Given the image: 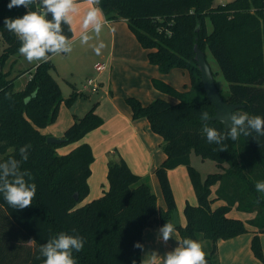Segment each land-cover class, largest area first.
Here are the masks:
<instances>
[{
    "label": "trees",
    "instance_id": "1",
    "mask_svg": "<svg viewBox=\"0 0 264 264\" xmlns=\"http://www.w3.org/2000/svg\"><path fill=\"white\" fill-rule=\"evenodd\" d=\"M214 1L100 0L99 6L107 19L127 21L139 42L150 50L151 63L163 69H188L193 82L203 90L195 46L206 55L209 50L229 83L227 92L219 88L224 100L240 104L236 112L264 116V0L216 5ZM9 3L0 0V162L20 160V147L30 145L21 171L30 174L29 183H35L37 191L32 206L23 210L11 208L0 194V264H43L40 246L61 232L84 238L83 250L73 253L76 264H141L142 250L134 244H142L144 228L174 224L177 205L169 170L179 165L188 167L198 198L196 205H185L186 222L176 226L181 242L187 238L198 241L207 264H220L218 241L252 231V226L251 247L262 257L259 232L264 231V193L255 185L264 181V137L253 134L255 138L227 139L223 142L226 151H220L222 145L209 143L202 132L201 112L210 117L215 114L207 97L178 103L159 97L147 105L136 97L127 98L134 117H146L151 129L164 138L166 157L155 169L164 208L151 183L134 173L122 157L108 164L109 189L80 205L90 192L95 160L92 147L82 143L65 154H59L57 148L81 140L101 126L103 119L91 109L65 130L62 142L47 141L49 135L42 129L55 123L63 102L71 105L79 94L64 97L51 59L35 65L24 87L15 89L16 77L7 78L4 68L8 59L19 53L21 41L4 27V19L42 9L37 3L9 10ZM46 18L51 19V14ZM61 28L69 41L71 25L62 23ZM155 84L165 92L179 94L163 81L155 80ZM207 123L226 135L221 121L209 119ZM193 152L214 160L222 170L203 178L192 164ZM216 200L224 203L214 207ZM234 207L255 215L247 220L230 216ZM203 240L209 241L208 251Z\"/></svg>",
    "mask_w": 264,
    "mask_h": 264
},
{
    "label": "crops",
    "instance_id": "2",
    "mask_svg": "<svg viewBox=\"0 0 264 264\" xmlns=\"http://www.w3.org/2000/svg\"><path fill=\"white\" fill-rule=\"evenodd\" d=\"M76 6L78 11L71 14L73 17L71 23L73 37L68 41L72 51L70 53L47 54V59L53 61L56 67L55 71L59 75H67L63 70L66 72L71 69L68 67V63L74 62L79 74L84 72L85 76H83L84 79L80 86H77L79 82H74L73 85L81 93L84 90L86 80L92 78L95 82L89 85L82 93L88 96V100L83 101L80 99L75 101L74 104L80 111H77L76 107L75 110L77 112H73L63 102L55 123L43 128L42 131L49 136L55 135L58 138H62L65 130L73 124L77 117H81L79 114L84 113L83 110L94 109L102 117L103 124L88 132L81 140L68 144L59 152V154H65L82 143L91 145L95 160L91 164L92 173L89 177L90 193L88 196H92L90 199L102 196L109 189L108 164L111 160H118L122 157L134 173L149 177L158 202L164 208L166 205L164 195L155 174V169L166 157L164 138L151 129L150 122L146 117H134L133 109L127 102V98L136 97L144 105H147L159 97L165 98L172 103H178L181 99L202 101L207 95L198 82H193L188 69L181 67L163 69L159 65L151 63L148 54L150 50L139 42L125 19L109 20L100 6L97 5L101 9L102 21L101 31L97 34L94 31V26H89L88 29L83 27V18L89 8L92 7L90 0H76ZM84 35L89 37L87 43H82ZM13 56L7 61L10 69L14 65L12 63ZM98 62L105 63V68L101 71L96 69V63ZM37 64L32 67L34 68ZM76 72L74 69L70 71L71 75ZM155 80L171 85L179 94H171L161 90L155 84ZM94 101L95 103H93ZM181 178H184L185 186L189 195L191 194L188 198H184L185 200L181 202L182 206H180L176 189V186L182 183ZM169 179L175 195L180 222L184 225L181 209H183L184 214L185 202L190 198L192 203H195L194 205L198 203V198L195 199L194 197L196 193H194L195 190L188 167L179 165L170 169ZM223 203L224 201L222 200H216L213 206ZM236 216L238 217L237 214ZM247 216L248 219L253 217L252 215ZM184 220L186 222L185 214ZM156 226L157 230L161 227L160 225ZM250 227L252 231L218 241V254L221 263H224L223 260H228V258L232 259L235 253L240 251V248H243V251L251 248L254 236L253 230L255 228ZM153 229L155 228L147 226L143 230L142 245L144 247L142 258L145 254H148L151 246L155 245L153 243ZM180 240L179 232L175 230L173 238L169 241H172L173 245L178 247ZM226 255H228V258H225ZM247 260L251 263L255 262L250 259ZM233 262H229V264ZM242 262L247 261L243 260Z\"/></svg>",
    "mask_w": 264,
    "mask_h": 264
},
{
    "label": "clouds",
    "instance_id": "3",
    "mask_svg": "<svg viewBox=\"0 0 264 264\" xmlns=\"http://www.w3.org/2000/svg\"><path fill=\"white\" fill-rule=\"evenodd\" d=\"M39 4V11H27L22 17L5 18L4 27L14 33L21 41L19 53L28 62H45L47 54L70 53L72 51L68 38L62 34V23L71 25L72 15L78 11L76 0H10L9 10L14 7L29 8L30 5ZM89 8L83 18V27L88 29L94 26V31L99 34L102 28L101 9L97 7L100 0H90ZM51 14V19L46 16ZM89 37L84 35L82 43H87ZM201 121L204 122L202 132L209 143L222 145L220 151H226L223 142L227 139L238 140L245 137H264V116L249 115L246 112L233 111L229 113L230 126H226L227 133L222 135L216 128L210 127L207 121L210 119L208 112H201ZM31 146L24 145L19 149L20 160L10 158L0 162V194L7 204L18 210L32 206L36 196L35 183H29L31 176L28 172L21 171V162L28 160V150ZM29 179L26 180L25 177ZM258 192L264 193V181H258L255 185ZM176 226L166 222L159 229L160 237L164 242L173 238ZM84 238L79 235H70L61 232L50 237L46 243L40 246V256L43 264H76L74 252H80L84 247ZM135 248L143 250L139 242ZM206 253L202 245L191 238L184 239L173 251L167 252L161 257L157 252L150 253L147 264H207Z\"/></svg>",
    "mask_w": 264,
    "mask_h": 264
},
{
    "label": "rangeland",
    "instance_id": "4",
    "mask_svg": "<svg viewBox=\"0 0 264 264\" xmlns=\"http://www.w3.org/2000/svg\"><path fill=\"white\" fill-rule=\"evenodd\" d=\"M231 1H233V0H215L214 2H215V5H216V4L227 3V2H231ZM1 44H2V47H3V43H1ZM207 59H208L210 65H211V68H212L213 72L215 73V79H216V82H217L218 87L220 89H222L224 92H227L229 90V83L227 82V80L223 76L222 72L220 71V69L218 67V64H217L216 60L214 59L212 53L209 50H207ZM39 62L40 61H36V62H31L30 63L20 53H17V54H15L13 56V58H12V63L14 64L12 66L13 68L10 69L9 62H8L6 64L4 70H6L5 72L8 71L7 72L8 73L7 78L10 79V78L16 77L15 89L19 90V89H21L25 85V82H27V80L30 78L29 75H30L31 70L34 69L32 66L34 64H36V63H39ZM68 67H70L71 69H74L77 72L75 74H72L71 75V73H70L71 69H68L66 72H65V70H63V72L66 73L67 75H65V74L59 75L56 71H53V74H54L55 78L61 84V88H62V92H63L64 97L65 98H68L72 92H77L80 96L76 100H80V99L83 100V101L88 100L89 99L88 96H86V94H82L84 92V90L87 89V88H85V86H84V90H82L83 91L82 93L78 90V88L73 87L74 82H76V83L79 82L77 86H80L81 85L82 80L85 77L84 76V72H81L79 74L78 69L75 68V66H74V62H72L71 64L68 63ZM87 81L88 80H86V83L85 84H87ZM70 82H72V83H70ZM205 94H206V92H205ZM74 103L71 104V105H68L69 109L71 108V110L73 112L80 111V109ZM93 103H95V101ZM76 107H77V111L75 110ZM88 110L87 109L85 111L83 110L84 113L79 114V115L80 116H83L84 114H86V112ZM53 136H55V135H53ZM55 137H57V136H55ZM66 146H68V144L59 146L57 148V152L58 153L61 152V149L64 148V147H66ZM1 157H2V155L0 154V158ZM192 164L201 172V175L203 176V178H205L209 173L219 172V171L222 170L217 165V163L214 160H211V159H202L201 156H198L194 152L192 153ZM143 178L147 182H149V183L151 182L148 176H143ZM181 181H182L181 185H177L176 186V189H177V192H178V195L177 196H178V200H179L180 206H182L181 202H183L186 198H188L191 195V194L189 195V192H188V190H187V188L185 186L186 183H184L185 182L184 181V178H181ZM89 186H90V183H89ZM194 193H195V191H194ZM194 197H195V199L197 198L196 197V194H195ZM90 198H92L91 195L88 196V198L86 197L80 203V205L88 202ZM187 203L195 204V203H192V201H191L190 198H189V200H187L185 202V204H187ZM159 205H160V203H159ZM181 214H182L183 224H185V222H184L185 220H184L183 209H181ZM236 214L238 215V217H240V218H242L244 220H247L248 219L247 218L248 217L247 215H252L253 216L255 213L240 211L236 207H234L229 212V215L235 217ZM149 227L155 228V229H153V232H154V237H153L154 238V241H153V243L155 245L151 246L150 251L148 250V254H145V256L141 259V264H147V261L150 259V253L153 252V251L157 252L161 257H163L167 252L173 251L176 248L173 245L172 241L164 242L161 239L160 233L158 232V230L156 228L157 227L156 224L149 225ZM249 228L251 229L250 226H249ZM175 230L179 232V230L177 228H175ZM253 234H255V232ZM259 235H260L261 245H262V248H263V256L262 257H260V258L257 257L255 255V253L252 252L253 251V250H251L252 247L250 249H246L244 251H243V248H240V251L237 252V253H235V255L233 256L232 259H229L228 258V255H226L225 258H228V260H223L224 263H221V260H220L219 254H218V251H219V247H218L217 248V256L219 258L220 264H229V262H233L236 259L237 260L235 262L231 263V264H264V241H263L264 231L259 232ZM179 236H180V233H179ZM180 238H181V236H180ZM180 242H181V240H180ZM202 244H203L205 250H207L209 248V241L208 240H203ZM234 257H235V259H234ZM223 259H224V257H223ZM247 259H250V260L255 261V262L254 263H251ZM243 260L244 261L246 260L247 262H242ZM239 261H240V263H239Z\"/></svg>",
    "mask_w": 264,
    "mask_h": 264
},
{
    "label": "water",
    "instance_id": "5",
    "mask_svg": "<svg viewBox=\"0 0 264 264\" xmlns=\"http://www.w3.org/2000/svg\"><path fill=\"white\" fill-rule=\"evenodd\" d=\"M39 11V10H38ZM195 59L198 62V67L201 71V79L203 82L204 90L206 92L207 98L215 106V114L210 117L211 120L221 121L225 127L230 126L229 113L233 112L235 109L239 108L240 104L229 103L222 97L219 87L216 83L214 72L211 65L207 59L205 51L201 50L197 45L195 46ZM64 139L55 136H48L47 141L49 143H60ZM78 197V194H76ZM173 221L174 225L178 226L181 224L179 213L177 208L173 211Z\"/></svg>",
    "mask_w": 264,
    "mask_h": 264
},
{
    "label": "built area",
    "instance_id": "6",
    "mask_svg": "<svg viewBox=\"0 0 264 264\" xmlns=\"http://www.w3.org/2000/svg\"><path fill=\"white\" fill-rule=\"evenodd\" d=\"M105 68V63H102V62H98L96 63V69L101 71ZM94 79L90 78L88 81H87V84H85V88H88L89 85L91 84H94Z\"/></svg>",
    "mask_w": 264,
    "mask_h": 264
}]
</instances>
